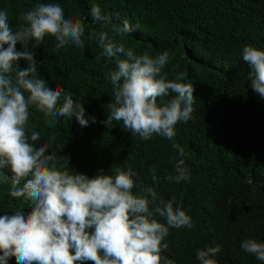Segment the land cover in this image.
I'll return each instance as SVG.
<instances>
[{
	"label": "trees",
	"instance_id": "16d2710c",
	"mask_svg": "<svg viewBox=\"0 0 264 264\" xmlns=\"http://www.w3.org/2000/svg\"><path fill=\"white\" fill-rule=\"evenodd\" d=\"M47 3H59L66 19L82 22L85 47L57 49L55 38L46 35L39 45L30 40L27 50L35 55L38 75L49 86H59L83 104L89 125L81 127L75 117H62L49 126L50 118L32 106L26 127L29 136L32 131L41 134L34 146L46 144V155L55 154L58 168L72 174L93 178L101 169L108 175L117 167L131 169L135 194L154 187L165 202L175 197L193 224L191 229L169 228L164 241L168 248L162 254L175 264H200L196 250L216 245L221 246L214 257L217 264H264L241 248L246 239L264 243V98L250 87L252 68L242 58L247 45L264 50V0H0V10L8 13L15 31L25 26L22 13ZM93 4L114 23L122 25L127 19L134 32L121 37L111 26L93 23ZM100 31L136 55L147 52L156 58L167 51L163 74L168 80L186 73L181 82L193 85V118L175 126L173 140L154 136L143 141L124 130L122 122L104 123L109 115L106 105L114 100L108 73L116 69V60L126 57L100 56L98 41L89 40ZM23 48L16 45L17 51ZM17 63L21 69L27 67L24 60ZM174 95L170 92L165 99ZM174 143L184 149L183 157ZM181 159L190 180L169 182L165 177L176 175ZM153 166L158 183L149 171ZM11 187L10 172L0 170V215L29 212L31 202L10 196ZM7 264H17L15 257Z\"/></svg>",
	"mask_w": 264,
	"mask_h": 264
},
{
	"label": "clouds",
	"instance_id": "9594fccd",
	"mask_svg": "<svg viewBox=\"0 0 264 264\" xmlns=\"http://www.w3.org/2000/svg\"><path fill=\"white\" fill-rule=\"evenodd\" d=\"M90 16L93 23L111 26V31L121 37L134 32L127 19L122 25L114 23L96 4L91 6ZM20 19L25 26L14 31L8 13L0 10V170L10 172L9 195L30 201L31 210L0 215V264H7L12 257L17 264H175L162 254L168 248L164 241L169 228L193 227L191 216L175 197L165 202L154 187L141 188L143 195L135 194L131 169L117 167L110 175L101 169L93 178L72 174L58 168L55 154L46 155V144L34 146L41 134L32 131L29 136L26 127L32 106L50 118L49 126L59 118L75 117L81 127H87L89 119L83 104L74 102L72 94L49 86L38 75L35 55L27 50V44L34 40L39 45L50 35L57 49L66 45L83 49L85 27L80 20L66 19L59 3L37 4ZM93 39L103 49L100 56L126 57L116 60V69L108 73L114 100L106 105L109 115L104 123L122 122L124 130L143 141L154 136L173 140L175 126L193 118L194 88L181 82L186 73L167 79L163 74L169 63L167 51L156 58L147 52L136 55L123 43L110 39L107 31L90 34L89 40ZM18 43L24 46L22 51L16 50ZM242 58L252 68L250 87L264 98V50L247 45ZM21 60L27 67H19ZM170 92L175 95L165 99ZM90 120L96 122L95 117ZM172 147L184 156L182 147L175 143ZM183 165L184 160H179L176 175L165 179L189 181ZM149 171L153 182L158 183L155 166ZM241 248L264 261V243L246 239ZM220 252V245L197 249L196 259L200 264H217L214 257Z\"/></svg>",
	"mask_w": 264,
	"mask_h": 264
}]
</instances>
